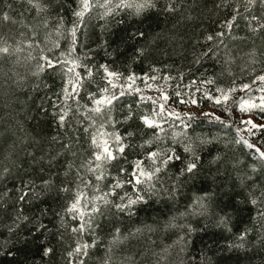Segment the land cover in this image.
<instances>
[{"label": "snow or ice", "instance_id": "snow-or-ice-1", "mask_svg": "<svg viewBox=\"0 0 264 264\" xmlns=\"http://www.w3.org/2000/svg\"><path fill=\"white\" fill-rule=\"evenodd\" d=\"M221 2L225 9L229 7L228 0ZM26 3L19 15L29 34L14 43L0 37V60L20 64L27 50L24 63L35 61L27 75L13 71L7 77L8 87L14 90L26 88L29 76L39 80L46 70L59 71L63 76L55 98L47 97L37 105L38 114L50 115L55 123L57 135L50 140L60 147L54 153L41 149L39 155L25 150L19 163L5 157L7 163L0 167V181L5 184L0 210L10 223L5 225L8 236L0 243V255L13 257L19 251L15 249L17 243L27 246L43 236L38 247L43 260L55 252L51 238L62 242L68 235L72 243L65 250V264H86L89 250L103 246L102 237L106 235L102 264H133L134 256L125 254L119 261L113 256L121 245L136 240L145 231L157 230H175L173 244H178L182 253L192 243L194 233L218 229L233 234L234 239L222 245L213 241L214 255L221 258L219 264H226V254L244 249L251 233H256L253 244H264V122L253 120L259 115L264 121V67L259 74L255 68L251 70L250 83L237 85L233 80L228 87L203 74L185 85L186 75L199 71L198 67L189 68L187 74L179 73L175 87L169 82L176 77L160 74L155 65L150 72L132 71L131 66L148 59L153 49L166 53L177 39L178 26L193 20L194 4L188 0H75L74 6L69 5L73 17L70 25H65L62 8L56 13L54 26L50 27L51 16L43 19V27L49 30L42 41L23 16L32 9L40 16L49 8L36 0ZM257 6L261 9L259 16L255 14ZM240 8V3L232 5L230 16L221 20L213 32L192 41L193 65L203 66L205 60L217 59L221 50H225V66L233 63L226 39L238 38L232 33L239 28L240 19L254 36L264 32V0H244L242 12ZM12 10V4L5 2L0 21L16 24V18L10 16ZM89 20L97 22L101 34L97 47L104 49V62L96 60L95 50L89 47V42H96L86 31ZM197 45L203 48L199 53ZM251 56L248 64L264 65V61L255 59V50ZM225 70L232 75L227 67ZM242 70L246 71L247 65ZM145 90L156 95L145 94ZM257 92L259 97L254 95ZM198 94L199 101L218 106L226 118L200 108ZM180 105H191L198 111H181ZM236 112L255 141L245 138L239 127L234 141L195 134L193 123L204 120L231 129ZM43 139L34 138V142L39 144ZM237 146L249 150L244 152L245 158L235 155ZM221 175L228 179L220 181ZM48 199L56 205L51 209L58 225L54 226L55 232L43 223L50 210ZM247 205L255 209L250 218L252 226L234 232L235 218ZM154 207L168 211L157 213L162 219L155 226L143 222L135 225L141 211ZM172 246L154 253L159 257L156 264H165ZM190 259L196 264V257ZM199 264H213V259L205 258L202 252Z\"/></svg>", "mask_w": 264, "mask_h": 264}, {"label": "trees", "instance_id": "trees-1", "mask_svg": "<svg viewBox=\"0 0 264 264\" xmlns=\"http://www.w3.org/2000/svg\"><path fill=\"white\" fill-rule=\"evenodd\" d=\"M10 3L13 6V10L10 11V16L15 17L16 24H5L0 21V37L14 43L15 40L26 39L28 29L21 23L20 12L27 7L26 0H0V10H3L4 3ZM37 2V1H36ZM190 4H194L191 9L193 16L192 21H186L184 24L178 26L175 30L177 33V39L166 48V53L158 49H153L148 59L142 60L137 64L131 66V70L137 74L141 72H150V69L155 65L160 74L169 73L176 77V80L170 81L172 84H176L179 80V73H188L189 68L198 67L199 71L194 72L192 75H186L184 84L187 85L188 81L193 78H201L202 74L204 78L207 76H213L216 83L220 86L227 87L231 85L232 81L247 82L245 75H247L251 68L256 66H263L260 63L253 64L251 66L247 62L252 59L251 53L253 50L256 52L255 59L258 61H264V32L253 35L245 28H242V21H239V28L233 29V36L245 37V39H226L227 51H229L234 58V62L225 66V50H221L217 59L205 60L203 66L193 65L192 61L194 57L191 53V43L193 40L202 38L206 32H213L219 22L231 14V6L239 3V0H228L229 7L224 8L221 0H188ZM39 3L47 5L49 11L47 13H41L40 16H36L35 9L30 12H25L23 19L26 24L32 26L33 30L37 31L39 38L42 41L44 36L43 19L51 16L50 27L55 25L56 13L63 9V16L65 25H68V21L71 19V8L69 5L74 6L75 0H40ZM220 4V8L215 5ZM257 9V8H256ZM255 9V11H256ZM242 12V10H240ZM256 13V12H255ZM187 15V13H185ZM259 16V14H256ZM115 29V25H112ZM46 31V30H45ZM21 32L26 33L24 37L20 35ZM122 34V31H120ZM100 31L96 28H90L88 30V36L92 41L89 42V47L95 48L96 60L104 62L105 54L103 48H98L97 43L100 37ZM182 37V39H181ZM113 39V37H109ZM197 53L202 51L203 48L200 45L196 46ZM111 51V49H109ZM130 51V49H129ZM27 50L21 55V63L13 65L12 63L0 60V167H2L7 161L5 157L16 160L17 163L24 159L25 150L34 151L37 155L40 154L41 149L47 151L51 149L53 153L59 150V145L50 140V137L57 135L55 123L52 121L51 116L43 117L37 112V105L47 97L55 98V93L62 87L63 76L57 71L53 73L51 70H46L41 74L39 80L29 76V83L26 88L14 90L9 88L10 81L7 77L11 75L13 71L17 72L21 76L27 75L32 67L35 65V61L31 62V65L24 63V56ZM35 54V53H34ZM245 65L249 66L247 71L242 69ZM228 68L232 75H229L225 68ZM248 68V67H247ZM260 69V68H259ZM257 69V73L260 70ZM121 67V71H123ZM249 82V80H248ZM247 82V83H248ZM33 84H38V88H33ZM47 85V87H45ZM208 87V86H207ZM200 108H204L209 104L207 102H199ZM47 106V105H46ZM149 106V105H148ZM185 107V106H183ZM52 109L49 108V113ZM39 122V126H38ZM195 134H201L205 137L219 136L221 141H234L237 138L235 127L232 125L231 129L222 128L217 124L211 123L208 120H204L203 123H193ZM21 129H23L21 131ZM39 133V135H37ZM193 134V133H190ZM44 139L41 143H35V140ZM223 147V143L220 144ZM249 150H240L237 146L236 156L240 158L244 157V152ZM233 153H229L232 156ZM76 163H79V156L76 158ZM15 171V170H14ZM223 171V170H222ZM235 177V173L232 174ZM12 178H10L11 180ZM227 175H221L220 181L227 180ZM5 184L0 181V194L4 190ZM8 187H11V182L8 183ZM11 203V202H9ZM47 206L49 212L47 216L43 218V223L48 226V229L52 232L56 231L54 226L57 225V220L53 216L52 208L56 205L53 200H47ZM43 207L44 205H40ZM251 209V210H250ZM33 211H36L33 208ZM167 209L163 207L150 208L147 211H141L139 216L135 218V225H139L140 222L145 224H152L155 226L156 222L162 219V216L157 213H167ZM255 215V209H252L251 205L243 206L238 216L235 218L234 232L242 230L246 225L251 227V216ZM10 223V220L6 217V214L0 210V243H3L8 236L5 225ZM132 225H126L129 227ZM27 227H31L28 225ZM177 232L175 230H169L168 232H162L157 230L152 233L145 231L136 240L131 241L126 245H121L120 249L113 256L114 261H119L125 254L134 256L133 264H156L160 249L165 248L168 245H173L168 248L165 264H192L191 257H196V264H199V257L203 252L205 258L212 257L213 264H219L220 257L214 255L216 251V244H224L229 240L234 239L233 234L223 232L218 229H212L207 234L194 233L192 236V243L188 246L186 252L179 251V245L173 244L176 240ZM149 237L151 239H149ZM44 237L41 236L34 240L32 243L24 246L17 243L15 249L19 251L15 252L13 257L0 255V264H9V261H14L15 264H65V250L68 245L72 243V238L65 235L62 242H58L54 237L51 238V242L55 247V252L50 254L49 257H45L41 260L38 247L43 241ZM103 246L90 249L89 256L86 258V264H102L105 257V247L107 245V236L104 235ZM256 240V233H251L247 238L245 248L239 250H233V252L226 254L224 260L226 264H264V244H253L252 241ZM152 241H155L153 244ZM213 241L216 244H213ZM211 247L212 251L207 249Z\"/></svg>", "mask_w": 264, "mask_h": 264}, {"label": "rangeland", "instance_id": "rangeland-1", "mask_svg": "<svg viewBox=\"0 0 264 264\" xmlns=\"http://www.w3.org/2000/svg\"><path fill=\"white\" fill-rule=\"evenodd\" d=\"M37 2H39L40 0H36ZM239 3H240V5H241V8H240V10H242L243 11V5H244V0H239ZM257 9H256V13L255 14H259V15H261V9L259 8V6H257L256 7ZM72 20H73V17H71V19L68 21V25H70L71 23H72ZM56 23V22H55ZM54 23V24H55ZM54 26V25H53ZM44 28V27H43ZM90 28H96L98 31H99V28H98V25H97V22L95 21V20H89L88 21V24H87V29H86V31H87V34H88V30L90 29ZM242 28H245L246 29V26H245V21L243 20L242 21ZM45 29V28H44ZM46 30V31H45ZM45 30H43V33H44V35H45V33L49 30V29H45ZM247 30V29H246ZM248 33H250V32H248ZM44 37V36H43ZM237 39H239V37L237 38ZM236 39V40H237ZM42 40H43V38H42ZM233 40V39H232ZM234 41V40H233ZM62 43H64L63 41H62ZM65 47H66V44H65ZM91 48H93V47H91ZM94 50H95V48H93ZM101 62V61H100ZM250 66V65H249ZM249 66H247L248 68H247V70L249 69ZM251 66H255V65H253V64H251ZM262 67H264V65L263 66H256V67H254L256 70L257 69H259V70H261V68ZM251 68V70L253 69L252 67H250ZM244 69V68H243ZM246 70V71H247ZM244 71V70H243ZM258 71V70H257ZM256 71V72H257ZM257 74H259V73H257ZM253 77H252V75H251V71L247 74V75H245V80H247V82H248V80H249V82L248 83H250V80L252 79ZM236 82V84L237 85H239L240 83H242L243 82V80H241V81H235ZM247 82H244V83H247ZM139 83V82H138ZM170 84H171V86L172 87H175V85L176 84H172L171 82H169ZM223 86V85H222ZM230 86V85H229ZM207 87V86H206ZM224 87V86H223ZM228 87V86H227ZM251 87H253V88H255V87H257V85H251ZM188 89H182V91H187ZM169 91H171V88H169ZM145 94H150V95H156V93L155 92H149V91H147V90H145ZM237 96L238 95H241V93H237L236 94ZM254 95L256 96V97H259L261 94L259 93V92H257V93H254ZM198 101H199V94H198ZM199 102H207L209 105L208 106H206V107H204L203 108V110L204 111H208V112H213V113H215V115H219V116H221V118L223 119V118H226V114L217 106V107H213L212 106V104H211V102H209V101H206V100H203V101H199ZM255 102H258V100L257 101H255ZM183 106H185V107H183ZM73 107H74V105H73ZM149 107H151V105L149 104ZM179 108H180V110L181 111H191V112H197L198 111V109L197 108H195V107H193V106H191V105H180L179 106ZM234 116H235V122L233 123V126L235 127V129L237 128V127H239L241 130H242V132H241V134L242 135H244L245 136V138H250V139H252L253 141H255V137H249L248 136V133H247V131H246V127H248L247 125H245V124H241L239 121H240V118H241V114L239 113V112H236V113H234ZM246 118V117H245ZM227 119H232L231 117H228ZM253 120H254V122L255 123H257V124H259V123H262V122H264V121H262L260 118H259V115H256V116H254L253 117ZM257 135H259V133H257Z\"/></svg>", "mask_w": 264, "mask_h": 264}]
</instances>
